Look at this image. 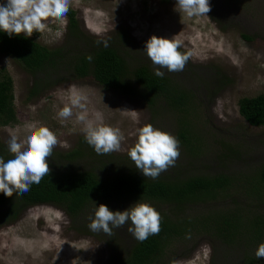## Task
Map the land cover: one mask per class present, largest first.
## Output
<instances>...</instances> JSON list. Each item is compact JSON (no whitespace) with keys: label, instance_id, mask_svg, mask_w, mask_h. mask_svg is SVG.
<instances>
[{"label":"rangeland","instance_id":"374dc122","mask_svg":"<svg viewBox=\"0 0 264 264\" xmlns=\"http://www.w3.org/2000/svg\"><path fill=\"white\" fill-rule=\"evenodd\" d=\"M209 4L211 11L208 17L189 18L175 10L176 0H71L70 10L75 13L85 36L108 38L110 32L121 28L129 34L136 47H145L146 42L156 36L174 38L181 50L192 53L189 61L196 76H190L186 83L181 82L180 87L188 85L191 90L195 108L187 113L186 119L192 131L202 137L204 151L200 155L187 153L180 146V157L175 166L169 167L158 178L219 173L236 178L239 172L255 179L264 163V126L250 127L237 113L239 99L264 94V0H209ZM46 23L48 29L43 33L34 32L28 38L47 48L62 45L66 22L50 18ZM241 34L249 37L250 41L242 40ZM151 69L155 71L154 66ZM0 71L11 79L15 115L14 123L0 126V145L8 152V141L13 134L23 139L39 127H47L61 144L67 143L68 147L57 145L53 152L63 153L74 148L77 140L84 138L83 125L76 120L81 109L73 108V116L66 121L58 118V112L64 106H70L74 93L86 97L82 103L89 115L94 110L102 112L104 123L119 128L124 134L121 150L112 152V155L127 156L137 141V130L148 124L163 132L170 130L174 136L176 122L173 118L164 122L161 121L163 118H157L152 124L140 100L128 99L104 89L91 79L56 83L31 98L32 78L12 58L0 54ZM212 71H218L219 78L228 81L216 93L210 79L213 78L210 75ZM199 75L204 79H199ZM226 142L232 147L231 143L240 142L245 148L236 154H225L220 145ZM117 163L121 166L122 161ZM237 186L239 184L234 179L231 188L215 200L185 205L180 217H192L205 210L216 212L231 208V201L247 209L257 208L255 214L264 217V203L250 201ZM149 205L156 210L160 208L157 204ZM106 206L110 211H124L133 204L120 201ZM90 222L85 215L70 222L63 211L49 205L27 208L16 221L0 226V264H117L119 251L112 250L110 246H127L134 240L127 231L129 225L113 229L109 236L103 232H92L87 228ZM76 226H84L85 229L80 232L75 230ZM194 243V249L187 258L175 257L187 250L173 243L170 256L166 258L168 263L171 259V264H209L211 247L214 244L218 246L212 235L198 233L183 244ZM232 254L231 250L227 252L226 260L229 261ZM263 263L264 259H258V264Z\"/></svg>","mask_w":264,"mask_h":264},{"label":"trees","instance_id":"16d2710c","mask_svg":"<svg viewBox=\"0 0 264 264\" xmlns=\"http://www.w3.org/2000/svg\"><path fill=\"white\" fill-rule=\"evenodd\" d=\"M64 29L63 43L55 48L41 46L22 34L10 38L0 32V54L12 58L32 78L31 98L56 83L91 79L104 89L128 99L140 100L151 123L157 118H163L162 122L173 118L176 122L174 137L180 141L184 151L199 155L204 151L202 137L192 131L186 119L187 113L195 108L191 90L188 85L180 87L181 82L186 83L190 76H196L189 60L183 71L163 69L161 78L151 69L153 65L144 52L145 47H136L129 34L121 28L110 32L108 38L85 36L75 13L70 10ZM240 37L250 41L245 35ZM104 41H107V47ZM178 51L185 52L180 48ZM89 56L91 61L87 59ZM210 75L213 76L210 79L215 93L228 82L223 77L219 78L218 71H212ZM197 77L204 79L202 75ZM197 77L195 79L200 82ZM237 113L250 127L264 126V94L239 99ZM14 122L11 79L0 71V126ZM231 144L233 147L227 142L220 145L225 154H236L245 148L240 142ZM0 157L7 161L13 155L0 145ZM46 159L51 162L48 164L49 176L46 175L38 185L33 184L29 192L23 195L14 193L11 197L0 193V226L16 221L22 211L38 205L55 207L72 222L80 215L94 218L95 209L101 204L145 202L160 206L157 211L162 217L161 231L143 242L134 239L127 246L111 245L112 250L119 251L117 264H169L166 258L170 256L173 243L187 250L175 257L187 258L195 243L188 246L183 243L191 241L198 233L212 235L218 244L211 247L209 264H258L255 250L264 241V217L255 214L257 208L247 209L231 201V208L216 212L205 210L192 217H180L179 213L187 204L215 200L231 188L234 179L239 184V192L250 201L264 203V163L255 179L238 172L236 178L219 173L153 180L144 177L128 155H98L84 138H79L71 150L52 152ZM117 161H122L121 166ZM76 227L75 230L80 232L85 229L84 226ZM230 250L233 254L228 261L225 255Z\"/></svg>","mask_w":264,"mask_h":264},{"label":"clouds","instance_id":"9594fccd","mask_svg":"<svg viewBox=\"0 0 264 264\" xmlns=\"http://www.w3.org/2000/svg\"><path fill=\"white\" fill-rule=\"evenodd\" d=\"M70 7L71 0H4L0 3V32L10 38L13 35L31 37L34 32L43 33L48 29L46 21L50 18L66 22ZM175 10L192 18L207 16L211 7L209 0H176ZM103 43L105 47L108 46L107 41ZM179 47L180 44L174 38L152 36L146 42L144 52L154 66L156 76L163 78L161 69L168 72L183 71L192 53H182L178 51ZM87 59L91 61L92 57ZM84 100L86 97L74 93L70 106H64L58 112V118L62 122L66 121L73 116V108L81 109L76 114V120L83 125L81 131L86 143L98 155L120 151L124 134L119 128L106 125L102 112L94 110L89 115L82 103ZM57 145L68 147L67 143L61 144L47 127L35 128L23 139L13 134L8 141L13 158L5 161L0 157V193L7 197L14 193L26 194L33 184L38 185L46 175L49 176L51 170L46 158L51 157ZM179 148L180 141L176 137L148 124L137 130V141L128 151V156L144 177L155 180L169 167L175 166L180 157ZM89 219L88 228L92 232H103L109 236L113 234V229L128 224L127 231L139 242L151 235H158L162 221L155 208L138 202L124 211H110L101 204L96 207L94 218ZM255 256L264 259V243L258 246Z\"/></svg>","mask_w":264,"mask_h":264}]
</instances>
